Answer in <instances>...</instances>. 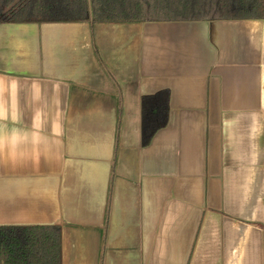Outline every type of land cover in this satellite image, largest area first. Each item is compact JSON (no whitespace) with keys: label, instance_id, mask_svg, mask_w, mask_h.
Segmentation results:
<instances>
[{"label":"crops","instance_id":"1","mask_svg":"<svg viewBox=\"0 0 264 264\" xmlns=\"http://www.w3.org/2000/svg\"><path fill=\"white\" fill-rule=\"evenodd\" d=\"M46 225L63 264H264V19L0 23V226Z\"/></svg>","mask_w":264,"mask_h":264},{"label":"trees","instance_id":"2","mask_svg":"<svg viewBox=\"0 0 264 264\" xmlns=\"http://www.w3.org/2000/svg\"><path fill=\"white\" fill-rule=\"evenodd\" d=\"M264 19V0H0V23L143 24ZM167 92L142 100L147 146L168 123ZM0 264H63L59 225L0 226Z\"/></svg>","mask_w":264,"mask_h":264}]
</instances>
